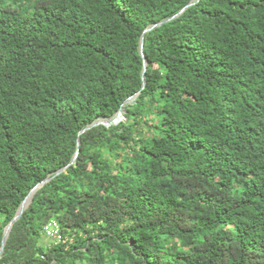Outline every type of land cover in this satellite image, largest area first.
<instances>
[{
  "label": "trees",
  "instance_id": "1",
  "mask_svg": "<svg viewBox=\"0 0 264 264\" xmlns=\"http://www.w3.org/2000/svg\"><path fill=\"white\" fill-rule=\"evenodd\" d=\"M190 1L0 0V247L64 168L0 264H264V0L145 32L143 84L144 29Z\"/></svg>",
  "mask_w": 264,
  "mask_h": 264
},
{
  "label": "water",
  "instance_id": "2",
  "mask_svg": "<svg viewBox=\"0 0 264 264\" xmlns=\"http://www.w3.org/2000/svg\"><path fill=\"white\" fill-rule=\"evenodd\" d=\"M195 1L197 0H192L189 3H187L179 12H177L176 14L172 15L171 17H168L166 19H163L159 22H156L150 26H148L147 28L144 29L143 34L141 36V41H140V54L143 58V70H142V81L143 84H145V72H146V59H145V55L143 52V35L145 32H148L158 26H161L162 24L178 17L187 7H189L190 5L194 4ZM139 92H137L135 95L129 97L128 99H126L124 101V103L122 105H124L127 102H132L133 99L137 96ZM123 108L121 107L119 109V111L117 112V115L114 118L111 119H101V120H96L93 123H91L90 125H88L87 127L83 128L82 130L79 131V134L83 133L84 131L88 130L89 128L99 125V124H104V125H110V124H116L120 119H122L123 115ZM80 141H79V137L77 138V145H79ZM79 150L76 151L74 158L72 159V161L70 162V164L74 163L77 157ZM64 169V168H63ZM63 169L59 170L55 175H57L58 173H60ZM53 175V176H55ZM53 176L51 177H47L45 179H43L41 182L35 184L31 190L29 191V193L26 195V197L23 199V201L21 202V204L19 205V207L17 208V211L15 213V215L13 216V218L7 223V225L4 227V231H3V236H2V240H1V247H0V255L3 252V248L5 246L6 240L8 238V235L10 233V230L13 226V224L19 220V218L21 217L22 213L24 212L25 208L29 205V203L32 201L33 195L35 194V192L43 185L45 184L47 181H49L51 178H53Z\"/></svg>",
  "mask_w": 264,
  "mask_h": 264
},
{
  "label": "built area",
  "instance_id": "3",
  "mask_svg": "<svg viewBox=\"0 0 264 264\" xmlns=\"http://www.w3.org/2000/svg\"><path fill=\"white\" fill-rule=\"evenodd\" d=\"M43 233L46 236L51 237L54 243L62 241V235L60 233V225L55 219H50L43 227Z\"/></svg>",
  "mask_w": 264,
  "mask_h": 264
},
{
  "label": "rangeland",
  "instance_id": "4",
  "mask_svg": "<svg viewBox=\"0 0 264 264\" xmlns=\"http://www.w3.org/2000/svg\"><path fill=\"white\" fill-rule=\"evenodd\" d=\"M50 241H52L51 237L46 236L44 233L41 234L40 242H41L43 245H47Z\"/></svg>",
  "mask_w": 264,
  "mask_h": 264
}]
</instances>
